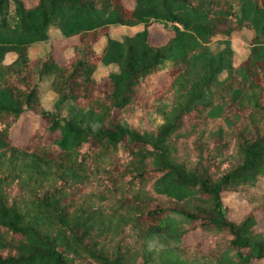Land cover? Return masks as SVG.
I'll return each mask as SVG.
<instances>
[{
  "label": "trees",
  "instance_id": "16d2710c",
  "mask_svg": "<svg viewBox=\"0 0 264 264\" xmlns=\"http://www.w3.org/2000/svg\"><path fill=\"white\" fill-rule=\"evenodd\" d=\"M55 39L73 40L64 63ZM99 65L115 68L98 81ZM27 113L40 124L19 144ZM263 180L264 0H0V264H149L156 236L173 244L155 264H264Z\"/></svg>",
  "mask_w": 264,
  "mask_h": 264
},
{
  "label": "rangeland",
  "instance_id": "374dc122",
  "mask_svg": "<svg viewBox=\"0 0 264 264\" xmlns=\"http://www.w3.org/2000/svg\"><path fill=\"white\" fill-rule=\"evenodd\" d=\"M27 5L35 4L36 0H23ZM127 6H132L133 0H124ZM143 26L131 27V28H121V27H112L110 28V33L115 36H124V35H132L136 31L141 30ZM150 31V41L153 44L159 45L166 42V40L170 37L171 33L165 29L161 24L153 23L149 27ZM251 34L246 30L243 31H235L231 34V45L234 51V63L238 64L248 53V44L250 40ZM226 37L219 35L214 38L212 43L213 50H219L225 46L224 39ZM71 39H55L53 40V53L59 63H64L72 56V48L67 46V44L72 43ZM47 50V45L44 43L33 45L31 51L34 55H42ZM13 56L9 55L7 61H10ZM115 67L99 65L95 77L98 81H102L103 78ZM226 73L224 72L221 75V78L224 77ZM48 81L43 83V103L49 107L51 105L52 99L51 96L48 95ZM62 116L68 115V109L64 108L61 110ZM147 119L150 125H157L162 122L161 116L154 110H150L147 113ZM40 124V120L32 114H25L23 118L15 125L10 131V135L12 139L19 144L25 142L30 133ZM261 187L264 189V180L261 184ZM223 201L228 210V216L233 220L238 221L246 212L249 210V206L245 200H243L239 195L235 193H224ZM257 218L259 221V228L264 231V215L259 213L257 214ZM186 225H182L180 229L185 228ZM186 240L189 242H197L201 241V234L198 230L190 231L186 236ZM172 245L173 243H169L164 237L156 236L151 237L148 242V248L150 251L151 261L149 264H155L157 260V256L159 251L166 245ZM206 245V244H205Z\"/></svg>",
  "mask_w": 264,
  "mask_h": 264
}]
</instances>
